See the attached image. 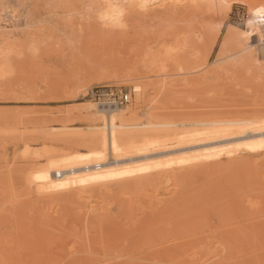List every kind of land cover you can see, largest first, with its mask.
I'll return each mask as SVG.
<instances>
[{
  "label": "rangeland",
  "instance_id": "rangeland-1",
  "mask_svg": "<svg viewBox=\"0 0 264 264\" xmlns=\"http://www.w3.org/2000/svg\"><path fill=\"white\" fill-rule=\"evenodd\" d=\"M95 2L0 0V27L11 33L10 42L0 37V50L6 49L0 63L14 69L0 80V264H264V149L244 161H228L224 153L201 167L193 162L197 146L174 148L145 156H153L150 161L123 160L125 170L168 163L173 175L160 183L127 176L128 184L107 189L111 180L87 184L73 175L64 187H44L42 172L52 164L103 151L105 129L96 107L108 111L109 104L91 96L99 88L128 94V102L110 108L131 110L128 123L137 126L129 128V139L165 123L184 134L162 147L264 130V113L253 116L250 127L222 133L198 124L246 106L250 115L264 112V74L256 72L264 49L249 66L222 64L234 51L249 53L259 43L242 41L236 29L246 30L244 2H186L187 13L167 18L155 11L143 22L128 14L125 32L93 24L88 9ZM173 56L185 63L174 70L183 69L176 73L170 66L173 72L166 73ZM135 84L140 92L133 91ZM140 142L127 140L115 155L160 148ZM182 149L194 150L185 152L186 167L179 169L168 160Z\"/></svg>",
  "mask_w": 264,
  "mask_h": 264
},
{
  "label": "bare ground",
  "instance_id": "bare-ground-1",
  "mask_svg": "<svg viewBox=\"0 0 264 264\" xmlns=\"http://www.w3.org/2000/svg\"><path fill=\"white\" fill-rule=\"evenodd\" d=\"M93 1V0H92ZM213 0H156L155 4L153 5V7L147 12V13H141L135 10H130L129 14L133 15L132 18L135 16L137 19L136 20H141L143 22V17H146L148 15H151L153 12L155 11H160V13L165 14L166 13H174L177 12L179 14H181L180 12H186V9L188 8V6H186L188 4V2H192L194 3V6H199V5H208L209 3L211 4ZM187 2V4H186ZM241 2L244 3H248L249 7H252L254 5L260 4V3H264V0H254V3L250 2L249 0H241ZM85 3V2H84ZM87 5V4H86ZM185 5V6H184ZM193 6V7H194ZM154 9V10H153ZM158 9V10H156ZM191 10V9H189ZM188 11V10H187ZM187 13V12H186ZM91 14V13H90ZM157 14V13H156ZM155 14V15H156ZM171 15V14H170ZM178 15V14H177ZM167 16V15H166ZM180 16V15H179ZM90 18L92 19V23H96V25H99L96 21L94 16L91 14ZM89 18V19H90ZM168 18V16H167ZM171 18V16H170ZM182 18V17H180ZM14 19V18H13ZM134 19V18H133ZM167 21V20H166ZM171 21V20H170ZM137 24V23H136ZM143 24V23H142ZM141 24V25H142ZM146 24V23H145ZM147 25V24H146ZM93 26V25H92ZM139 26V25H138ZM148 27V26H147ZM5 28V27H4ZM97 28V27H96ZM172 28V27H171ZM12 30V29H11ZM100 30V29H99ZM137 30V29H136ZM134 31V30H133ZM100 32V31H99ZM147 32V31H146ZM103 33V32H102ZM11 35L10 30H6L0 27V37H2L4 42H10L8 41V35ZM106 34V33H105ZM141 34V33H140ZM147 34V33H146ZM135 35V34H134ZM7 36V38H6ZM143 36V33H142ZM136 37H139L138 35H136ZM133 39V38H132ZM251 44L253 41L259 40V43H255L254 45H252V47L254 48L252 51L250 50L249 53L247 52H242L240 54V52L234 51V54L229 55L224 61L227 62H223L222 64L223 66H228L233 65L232 63H237V64H241V63H245L246 65L248 63H250V61L248 62V60H252L257 57H255L254 55H256V50L258 51L259 48L264 49V40L260 39V36L257 34H253L250 36L249 38ZM140 41V40H139ZM143 41V39L141 40ZM136 42V41H135ZM133 43V42H132ZM225 43V42H224ZM146 44V43H145ZM213 44V43H212ZM223 44V43H222ZM230 44V43H229ZM240 45V44H239ZM226 46V45H225ZM228 46V45H227ZM241 46V45H240ZM208 47V46H207ZM239 48V46H237ZM248 47V46H247ZM228 48V47H227ZM221 49V48H220ZM234 49H236V46L234 47ZM242 49V46H241ZM240 49V50H241ZM4 50H6L4 48ZM4 50H0V59L1 56L5 55ZM223 50V49H222ZM263 51V50H262ZM252 52H254L253 54H251ZM260 52V51H259ZM222 54V53H221ZM261 54H263L261 52ZM220 55V54H219ZM180 57V56H179ZM198 57V56H197ZM201 57V56H200ZM262 60L264 61V56H262ZM4 58V56H3ZM180 58H177L176 56L172 57V60L168 63V68H167V72L168 70L171 69V67H173L176 69L178 66L177 65H182L184 63H182V61H180ZM193 59V58H191ZM200 60V58H198ZM221 60H223V58H220ZM2 60V59H1ZM188 60V59H187ZM221 60L219 61L221 63ZM251 60V61H252ZM186 61V60H185ZM191 61V60H190ZM204 61V59H203ZM187 62V61H186ZM206 62V61H205ZM215 62V61H214ZM248 62V63H247ZM195 63V62H194ZM252 63V62H251ZM250 63V64H251ZM185 64V63H184ZM203 64V63H202ZM257 64V63H256ZM259 64V63H258ZM175 65V66H174ZM167 66V65H166ZM165 66V68H166ZM171 66V67H170ZM177 66V67H176ZM188 66V65H187ZM192 66V65H190ZM198 66V65H197ZM202 66V65H201ZM249 66V64H248ZM181 67V66H180ZM179 67V68H180ZM194 67V66H192ZM188 68V67H187ZM191 68V67H190ZM195 68V67H194ZM193 68V69H194ZM197 68V67H196ZM164 69V68H163ZM183 69V68H181ZM181 69L179 70L181 72ZM189 69V68H188ZM156 70V69H155ZM154 70V71H155ZM158 70V69H157ZM156 70V71H157ZM177 70V69H176ZM162 71V70H161ZM165 71V69H164ZM172 71V69H171ZM175 71V70H174ZM178 71V72H179ZM191 71V70H190ZM158 72V71H157ZM173 72V71H172ZM176 72V71H175ZM174 72V73H175ZM176 72V73H178ZM186 72V71H185ZM257 73L259 74H264V62H262V64H259V66L257 67L256 70ZM184 73V71H183ZM158 74V73H157ZM162 74V73H161ZM165 74V73H164ZM182 75V74H181ZM172 76V75H171ZM180 76V75H179ZM181 77V76H180ZM230 87V86H229ZM226 89V88H225ZM142 90L141 85L139 84H135L133 91H138L140 92ZM30 92V91H29ZM3 96V95H2ZM14 96V95H13ZM22 96V95H21ZM128 96V94H127ZM18 97V96H16ZM29 97V96H28ZM36 97V96H35ZM34 97V98H35ZM142 98V97H141ZM27 99V98H26ZM29 99V98H28ZM33 99V97H32ZM241 99V98H240ZM129 100V99H128ZM127 100V102H128ZM232 100V99H231ZM236 100V99H235ZM234 101V100H233ZM235 102V101H234ZM253 102V101H252ZM136 103V102H135ZM243 105L244 101L242 102ZM246 103V102H245ZM254 104H256L255 102H253ZM102 104H109L108 107L110 108L111 104L110 102L107 103H102ZM234 104V103H233ZM230 107H232V105ZM239 104V103H238ZM226 105V104H225ZM224 105V106H225ZM230 105V104H229ZM236 105V104H234ZM248 105V104H247ZM86 106V105H85ZM92 106L95 107V105L92 102ZM238 106V105H237ZM250 106H252V103L250 104ZM227 107V105H226ZM240 107V106H239ZM238 107V108H239ZM245 108V106H243ZM105 108V107H104ZM102 106L101 107H96V110L98 112V114H100L101 116V120L103 121L104 124V144L102 147V152L99 153H94L93 155L89 154L87 156L84 157H77L74 156L72 159H62V163H58V164H50L51 167L42 172V181H43V185L46 189L48 190H52L53 188H60V187H64L65 185H67L68 183L66 182L68 180V178H71L73 175H77L80 180L79 182L81 183H95L97 181L100 180H111L110 184H108L107 189H109V186L116 187V186H124L126 184L129 183V181H136V180H140V179H151V180H157L160 181L162 179H167L169 178L170 175H173L172 172L168 169V163H161V161H155V162H143L141 164H137L135 169H129V167H127V169L125 170V167H123V165L125 163L128 162H139L142 160H149L153 159L154 157L152 156V158H146L145 156H148L150 154H154L158 152H162V151H166V150H172L174 148H187L190 146H197L194 147V149H197V151L195 150V153H191L193 154V159L195 163H198L201 167H206L208 165L207 163V159L209 158H213L214 163H216L219 159L220 156L222 154H226L228 161H244L246 158H250V156L254 155V154H259L260 152H262V150L264 149V130H260L257 132H251V131H246L242 134H238V135H219V136H215L212 139L200 142V143H195V144H186V145H182V146H169V147H162L161 145L163 144H169L171 142H173V140L177 139L180 135L184 134V132L179 133L180 135L174 132H171V128L169 130V126L167 125V123L163 124V125H159L157 126L154 130H150V132L148 131H144V132H140L137 133L135 137L130 138L131 134L134 132V130H130L132 127L137 126L134 124H129L128 123V117H127V113H130L131 110H126V111H122L125 109H121V108H108L104 109ZM181 108V107H180ZM86 109V108H85ZM241 110V112H237L239 111L237 109L236 112H233L234 110H232V112L235 114H231V115H216L212 120H208V122L204 121L201 123H198L199 125H205L204 127H201V129H209L212 131H217L222 133V131L224 130H229V129H241V128H245V127H250L252 125H254L256 123V120H254L255 115H261L264 112H256L253 113L252 115H250L251 110L249 109V107L247 108L246 106V110H243V108H239ZM230 110V111H229ZM248 110V111H247ZM250 110V111H249ZM227 112L231 113V109H227L225 110ZM226 112V113H227ZM225 113V112H224ZM136 116V115H135ZM214 116V115H213ZM130 117V116H129ZM223 117H230L231 119H226L224 120ZM132 118V117H131ZM130 119V118H129ZM187 119V118H186ZM211 119V118H209ZM137 124V123H136ZM183 124V123H182ZM130 128V129H129ZM135 129V128H133ZM175 131V130H174ZM45 134H49L50 132L45 131ZM180 132V131H179ZM187 132V131H186ZM189 132V131H188ZM152 133H159L162 136L157 138V137H153ZM157 135V134H156ZM47 137V136H46ZM49 137V136H48ZM137 139L140 138V144L144 145H156V146H160V148H157L155 150L152 151H147V152H143V153H139L136 155H130V156H116L115 152H117L120 148H122L123 144L127 141V140H131L132 139ZM135 143V142H134ZM138 143V142H137ZM194 149H188V150H183L180 151L179 153L176 152V154H178L175 158L169 159L168 162H171L172 164H174V166H176V168H185L186 165L183 162V157L185 156V152L194 150ZM199 149V150H198ZM175 150V149H174ZM173 150V152H174ZM180 150V149H179ZM178 151V150H177ZM165 153V152H164ZM175 153V152H174ZM188 154V153H187ZM239 154H245L240 156ZM137 157H143L144 159H139V160H135ZM135 158V159H134ZM158 158V157H155ZM134 159V160H133ZM123 160H129L128 162H125ZM61 161V160H60ZM59 161V162H60ZM56 162V161H54ZM57 163V162H56ZM143 167H140L142 166ZM135 167V166H134ZM94 173L92 175H90L88 172L93 171ZM40 176V175H39ZM131 178H128V177ZM127 177V178H126ZM171 179V178H170ZM141 181V180H140ZM166 181V180H165ZM138 182V181H137ZM142 182V181H141ZM162 182V181H161ZM135 183V182H134ZM144 183V182H143ZM171 183V182H170ZM131 184V183H130ZM142 184V183H140ZM137 185V183L135 184ZM149 186V185H148ZM148 190V189H147ZM164 190V189H163ZM165 191V190H164ZM168 192V191H167ZM171 193V192H170ZM174 194V193H173ZM153 196V195H152ZM165 200V199H164ZM122 203V202H121ZM152 203V202H151ZM160 203V202H159ZM163 203V202H162ZM161 203V204H162ZM102 204V203H101ZM125 204V203H124ZM120 206V205H119ZM118 206V207H119ZM134 206V205H133ZM166 206V205H165ZM171 206V205H170ZM117 207V206H116ZM150 207V206H149ZM102 208V207H101ZM99 208V209H101ZM162 208V207H160ZM120 209V207H119ZM133 209V208H132ZM165 209V208H164ZM168 209V208H166ZM17 210V208H16ZM116 210V209H115ZM156 210V209H155ZM160 210V209H159ZM125 211V210H124ZM133 211V210H132ZM165 211V210H164ZM16 211H14L15 213ZM148 212V211H147ZM146 212V214H147ZM151 212V211H150ZM123 213V212H122ZM135 213V212H133ZM152 213V212H151ZM158 213V211H157ZM161 213V212H160ZM164 213V212H163ZM22 214V213H21ZM124 214V213H123ZM122 214V215H123ZM146 214L144 216H146ZM170 214V213H169ZM137 215V214H136ZM152 215V214H151ZM159 215V214H158ZM22 216V215H21ZM143 216V217H144ZM149 216V215H148ZM147 216V217H148ZM116 217V215H115ZM153 217V216H152ZM127 218V217H126ZM156 218V217H154ZM146 219V218H145ZM144 219V220H145ZM152 219V218H151ZM147 220V219H146ZM148 220L149 217H148ZM147 220V221H148ZM155 222V219H153ZM42 221V220H41ZM145 221V222H147ZM182 222V220H180ZM38 222V221H37ZM40 222V221H39ZM152 222L149 221V223ZM157 222V221H156ZM176 222V221H175ZM173 223V222H172ZM38 224V223H37ZM100 224V223H99ZM115 224V223H113ZM118 224V223H117ZM153 224V223H152ZM144 225V224H142ZM115 226V225H114ZM119 226V225H118ZM149 226V225H148ZM186 226V225H185ZM159 227V226H157ZM110 228V227H109ZM118 228V227H117ZM120 229V228H119ZM118 229V230H119ZM123 230V229H122ZM145 230V229H144ZM125 231V230H124ZM138 230H136L137 232ZM143 231V230H142ZM149 231V230H148ZM147 231V232H148ZM159 231V230H158ZM110 232V231H109ZM141 232V231H140ZM139 232V234H140ZM150 232V231H149ZM127 233V232H126ZM153 233V232H152ZM121 234V233H120ZM148 234V233H147ZM136 235V234H135ZM142 235V234H141ZM119 236V235H118ZM148 236V235H147ZM152 236V235H151ZM154 236V235H153ZM183 236V235H182ZM170 237V236H169ZM176 237V236H174ZM127 238V237H126ZM130 238V237H129ZM173 238V237H172ZM171 238V241H172ZM179 238V237H178ZM187 238V237H186ZM125 239V238H124ZM177 239V238H176ZM185 239V238H184ZM192 239V238H191ZM120 240V239H119ZM147 240V239H146ZM181 240V239H180ZM137 241V240H136ZM134 241V242H136ZM139 241V239H138ZM141 241H142V237H141ZM160 241V240H159ZM165 241V240H164ZM167 241V240H166ZM190 241V240H189ZM110 242V241H108ZM114 242V241H113ZM163 242V241H162ZM161 242V243H162ZM176 242V241H175ZM174 242V243H175ZM184 242V241H183ZM192 242V241H191ZM116 243V241H115ZM130 243L131 240H130ZM138 243V242H137ZM155 243V242H154ZM157 243H159L157 241ZM156 243V245H157ZM108 244V243H107ZM168 244H170L168 242ZM172 244V243H171ZM181 244H185V243H181ZM110 245V244H109ZM112 245V244H111ZM114 245V243H113ZM117 245V244H115ZM121 245V244H120ZM118 245V246H120ZM130 245V244H129ZM167 245V244H165ZM174 245V244H172ZM187 245V244H186ZM183 248H185V246ZM151 246V245H150ZM164 246V245H163ZM175 246V245H174ZM114 247V246H112ZM134 247V246H133ZM162 246H160L159 248H161ZM188 248V245L186 246ZM151 248V247H150ZM154 247H152L153 249ZM167 248V247H166ZM171 248V246H170ZM174 249V247H172ZM178 248V246L176 247ZM189 248H190V244H189ZM156 249V247H155ZM163 249V248H162ZM181 249V247H180ZM147 250V249H146ZM167 250V249H166ZM179 249H177L176 251L178 252ZM158 251V250H157ZM161 251V249H160ZM170 251V250H169ZM169 251H165L164 252H169ZM174 251V250H173ZM171 252V253H175V252ZM132 252V251H131ZM155 252V251H154ZM152 252V253H154ZM182 252V251H180ZM128 253V252H127ZM147 253V252H146ZM163 253V251H161V254ZM170 253V252H169ZM184 253V252H183ZM157 254H153V255H158ZM160 254V255H161ZM147 255V254H146Z\"/></svg>",
  "mask_w": 264,
  "mask_h": 264
},
{
  "label": "clouds",
  "instance_id": "clouds-1",
  "mask_svg": "<svg viewBox=\"0 0 264 264\" xmlns=\"http://www.w3.org/2000/svg\"><path fill=\"white\" fill-rule=\"evenodd\" d=\"M156 0H96L88 11L94 16L99 26L108 32H125L128 29L127 16L130 10L147 13ZM247 18L243 21L244 28H236L242 41L248 42L253 34L264 40V3L249 7L246 3ZM14 75L10 64L0 63V80Z\"/></svg>",
  "mask_w": 264,
  "mask_h": 264
},
{
  "label": "built area",
  "instance_id": "built-area-1",
  "mask_svg": "<svg viewBox=\"0 0 264 264\" xmlns=\"http://www.w3.org/2000/svg\"><path fill=\"white\" fill-rule=\"evenodd\" d=\"M91 96H97L98 99H103L104 103L110 102L111 104H122L128 100L127 93H114L111 88L103 87L98 90L91 91Z\"/></svg>",
  "mask_w": 264,
  "mask_h": 264
}]
</instances>
